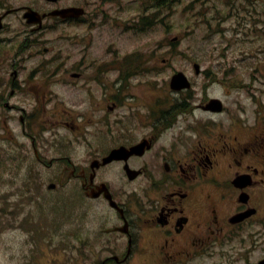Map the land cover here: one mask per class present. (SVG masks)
<instances>
[{
    "label": "flooded vegetation",
    "instance_id": "flooded-vegetation-1",
    "mask_svg": "<svg viewBox=\"0 0 264 264\" xmlns=\"http://www.w3.org/2000/svg\"><path fill=\"white\" fill-rule=\"evenodd\" d=\"M97 3V6L93 3L84 7L78 17L57 19L64 31L69 26L66 37L72 49L76 51L79 47L83 52L79 62L75 61L68 70L60 58H48L46 55L51 51L45 48L33 55L45 56L39 58L23 82L20 74L24 57L16 51L17 55L10 61L15 49L10 45L8 27L3 22L7 15L0 21V57L3 58L0 60V128L9 133L12 121L9 111H19L24 146L19 145L16 151L25 149V157L35 158L52 173V179L49 182L47 178L42 179L35 190L44 191L45 197L62 194L69 203L81 207L80 214L69 222L70 230L61 238L52 231L53 228L59 230L58 213L53 212V209L58 212V200H48L50 203L43 212L48 220L41 218L35 222L40 225L37 235L49 237L44 248L50 254L63 255L56 264H69L67 253H78L77 249L82 253L90 249L104 256L98 264H201L206 256L209 260L215 259L220 247L242 255L248 248L244 238L248 227L255 221L264 224V132L252 133L245 107L237 108L242 117L236 114V118L225 102L221 110L209 107V101L216 97L204 95L215 84V77L207 69L196 74L198 78H206L198 88L204 93L201 98L191 79L193 86L174 97H165L168 93L163 92L164 89L156 94L154 88H141L140 80L132 89L150 93L131 92V78L151 69L150 65L145 69L136 68L139 51L125 59L106 58L109 62L104 65L99 58L88 57L87 51L103 43L106 34L114 35L125 23L134 34L140 28L148 30L147 25L140 22L145 17L139 14L130 24L119 16L124 12L123 0H98ZM112 4H120L119 9L108 8ZM250 4L251 0L242 3L247 12L242 20L245 16L250 20ZM61 8L40 12L47 16ZM254 10L257 13L256 7ZM259 20L264 22V15ZM45 27L46 24L41 29L32 26L31 31L42 32ZM24 48L21 44L19 50ZM55 62L59 63L54 67L64 66L65 70L48 71L41 76L47 81H39L43 85L37 84L33 89L31 80ZM93 64L97 66L95 71L91 68ZM110 70L119 73L112 87L103 78ZM50 77L67 78L66 88L70 94L91 106V110H86L88 114H81L83 121L79 117L72 120L70 114L59 109L51 113L56 123L44 122L38 109L48 107L46 103L51 100L47 96L49 90L53 92L47 87L52 80ZM57 82L60 83L58 80L52 83L57 85ZM93 85L97 95L92 91ZM19 92L29 96L24 102L31 101L34 109L12 101ZM121 109L126 114L119 123H125L118 128L120 134L109 139L106 130V126L111 125L109 115ZM95 111H103L104 117L98 122L97 134L89 136L84 126L94 125L91 115ZM226 113L230 117L227 121L215 118ZM137 124L145 133L139 138L126 139L134 133ZM58 127L74 135L73 140L60 144L65 149L62 151L58 145L65 138L55 133ZM121 148H125L126 153L120 159L104 162ZM129 185L134 186L132 190L127 188ZM109 193L117 206L111 204ZM33 195L40 196L35 192ZM42 201L45 200L32 198L33 203ZM96 203L107 208L99 214V218L108 220L105 224L95 225L91 218L90 211ZM244 213H247L246 218L241 217ZM260 233H264V229ZM53 239L56 242H52ZM76 240L82 245L77 246Z\"/></svg>",
    "mask_w": 264,
    "mask_h": 264
},
{
    "label": "rangeland",
    "instance_id": "rangeland-1",
    "mask_svg": "<svg viewBox=\"0 0 264 264\" xmlns=\"http://www.w3.org/2000/svg\"><path fill=\"white\" fill-rule=\"evenodd\" d=\"M97 1L59 0L58 3H51L47 0H0V15L12 10V13H9L5 20L8 27L7 36L11 38L10 45L15 49L9 59L12 62L13 56L17 55V52H20L19 54L24 57L22 73L20 74L22 82L29 75V70L34 67V64H37L39 58L45 56L33 57V55L42 52L45 48H49L51 51L46 55L48 58H60L61 63L65 62L67 69L75 61L79 62V58L84 55L82 51L78 50L79 47L76 48V51L72 49L73 45L69 43L66 37V34H69V26L67 31H64L57 20L48 19L45 21L47 27L44 31L32 32V27L24 19L26 7H33L40 11H50L52 8L76 4L88 7L96 3L94 6H97ZM244 1L172 0L169 29L161 24H156L148 32L142 31L134 34V31L129 30L128 24L125 23L114 35L106 34L103 43L90 47L87 56H92L95 59L99 58L100 64L104 65L105 62H109L105 61L106 58L111 57L113 60L115 57L120 56V59H125L127 56L140 51L142 55L139 54V57L135 59L136 68L140 70L143 67L145 69L147 65H150L151 69L148 72L144 71L142 76L131 78V92H139L140 95L150 93V91L142 92V90L132 89L137 80H140L138 86L141 88H144L145 81L148 80L150 83L149 88L164 89L163 92L168 93L165 97L176 95L172 90H169V84L173 75L177 72L187 74L196 83L195 87L197 93L200 94L199 98L203 97L204 93L200 92L198 88L201 87L206 78H198L194 68L195 64H199L201 69H207L208 73H212L215 77V84L208 88V91L205 92L207 95H204V97L223 99L229 108V112L233 113L235 118L236 114L242 117L237 108L240 106L245 107V117L251 119L252 133L257 134L259 130L264 132V25L262 28L260 27L264 22L259 20L264 15V0H251L252 13L250 14V20L247 19V16H245V20H242L244 15H247V12L242 8ZM137 2H140L139 8L135 7ZM157 3H159L158 0H123L124 12L119 16L124 21L129 20L131 24L139 14L146 15L147 6ZM119 5H108V8L119 9ZM239 7L241 8L239 9ZM254 7L257 8V13ZM151 12L152 10H149V14ZM164 15L165 12L161 16L156 14L153 16L162 18ZM21 44L25 45V48L20 51ZM78 51L79 53H77ZM2 59L0 57V60ZM58 63H53L50 69L39 71L32 80L29 78L28 80L32 81L31 87L35 89L39 84L42 86L43 84L39 81H47L42 77L48 71H64L66 68L64 66L54 67ZM91 68L95 71L97 66L93 64ZM116 75H119V73L112 70L103 74L104 80L110 87L116 81ZM66 79L53 78L47 86L53 89V92L49 90L47 94L51 100L46 103L48 107L38 109L40 114L44 116L45 123L57 122L51 114L55 110L63 109L72 116V120L79 117L83 121L81 114H88L86 110L92 109L89 104H84L73 94H70L66 88L68 86V82H65ZM57 80L60 83L57 82V85H54L52 82ZM237 86L241 87L238 88ZM94 87L93 85L92 91L97 95V89ZM101 91L100 89L99 93ZM27 96L19 92L12 101L16 102L18 106L28 109L33 107L34 109L35 106L31 101L28 104L24 102ZM9 113L12 117V121L9 123L11 125L10 132L8 133L0 128V207L3 209L0 213V264H56L54 262L49 263L47 259L53 258V261H55L54 257L63 259V255H50L43 246V244H47L49 237L42 238V234L37 235L36 229L40 225H31L24 221L26 218L36 220L49 205L48 200H52L53 197L43 196L44 191L40 193L35 190V185L40 183L42 179L47 178V182H49L52 179V173L50 170H45L35 158L25 157V149L21 152L16 151L17 148H20L19 145L24 146L19 120L20 112L10 110ZM125 114L126 112L121 109L109 115L111 125L106 126L110 136L109 139H113V136L120 134L118 128L125 121L119 123V120ZM196 114L200 115L198 112ZM102 117H104L103 111L92 113L91 121L94 125L84 126V130L88 132L89 136L97 134L99 130L98 122ZM215 118L227 121L230 117L226 113L215 116ZM121 120H124V118ZM133 130L134 133H130L126 139L139 138L145 133L144 128H141L139 124ZM55 133L59 138H65L58 145L59 151L65 150L61 148L60 144L73 140L74 135H71V132L63 127L56 128ZM54 154L56 155V153ZM73 158L82 161L81 158ZM133 187L129 185L127 188L132 190ZM34 192L40 196L33 195ZM27 195L45 201L33 203L32 198L27 197ZM53 199L58 200V212L54 209L53 212L58 213L57 228H59L58 232H53L59 233L60 237L63 238L64 233L70 230V220L80 214L81 207L69 203L67 197L62 194H57ZM67 209L70 212L69 219L66 217ZM106 209L101 203L94 204L90 215L95 225L108 222L104 217L99 218L101 216L99 214ZM263 229L264 224L257 221L252 222L245 232L246 237L244 238L247 241L248 248L244 249L245 252H242V255L237 254L235 251L223 250L220 247L215 259L209 260L206 256L201 264H252L264 259V233H260ZM52 242H56V239H53ZM76 242L77 246L82 245L79 241L76 240ZM85 250L84 253L80 252L79 249H77L78 253H67L69 264H98L104 257L92 252L93 250Z\"/></svg>",
    "mask_w": 264,
    "mask_h": 264
},
{
    "label": "water",
    "instance_id": "water-1",
    "mask_svg": "<svg viewBox=\"0 0 264 264\" xmlns=\"http://www.w3.org/2000/svg\"><path fill=\"white\" fill-rule=\"evenodd\" d=\"M67 12L68 11H62L60 13L62 15H68ZM25 17L28 18L29 23L41 22V17L39 16V14H37V12L33 11L32 9H29V11L25 14ZM195 68L197 71H199V66L197 64L195 65ZM171 86L175 89H182V88L190 87V83L186 75L183 72H179L173 77ZM221 104L222 103L220 100L214 99L211 101V108H213L214 110H221ZM246 214L247 213L243 214L242 217H245ZM258 264H264V260H262Z\"/></svg>",
    "mask_w": 264,
    "mask_h": 264
},
{
    "label": "trees",
    "instance_id": "trees-1",
    "mask_svg": "<svg viewBox=\"0 0 264 264\" xmlns=\"http://www.w3.org/2000/svg\"><path fill=\"white\" fill-rule=\"evenodd\" d=\"M75 205H76V204H75ZM76 206H77V205H76ZM70 207H71V206H70ZM75 208H76V207H75ZM75 208H74V209H75ZM66 212H67V213H66V215H67L66 217L69 219V214H70V212H69V210H68V209H67V211H66ZM59 215H60V214H59Z\"/></svg>",
    "mask_w": 264,
    "mask_h": 264
}]
</instances>
